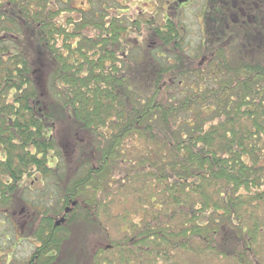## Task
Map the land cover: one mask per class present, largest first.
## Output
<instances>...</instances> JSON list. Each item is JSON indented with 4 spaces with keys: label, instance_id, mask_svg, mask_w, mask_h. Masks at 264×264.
I'll return each mask as SVG.
<instances>
[{
    "label": "trees",
    "instance_id": "16d2710c",
    "mask_svg": "<svg viewBox=\"0 0 264 264\" xmlns=\"http://www.w3.org/2000/svg\"><path fill=\"white\" fill-rule=\"evenodd\" d=\"M181 1L131 20L134 44L92 0H0V214L23 264H264V0H203L194 43Z\"/></svg>",
    "mask_w": 264,
    "mask_h": 264
},
{
    "label": "rangeland",
    "instance_id": "374dc122",
    "mask_svg": "<svg viewBox=\"0 0 264 264\" xmlns=\"http://www.w3.org/2000/svg\"><path fill=\"white\" fill-rule=\"evenodd\" d=\"M53 2V0H51ZM59 3L57 5L65 6H76L79 8H88L89 0H68V3H64L58 0ZM175 0H92L93 7H97L98 5H103L108 11L111 13H115L122 18V21L127 25V30L129 32V41L133 43L134 38H138L139 40L146 35L145 30L147 29L146 25H142L141 31H137L132 21L135 17L140 16L151 17L157 16L160 11V5H164L166 9H169V3ZM203 0H187L185 1V7L182 9V13L180 16L181 21L185 25V37L192 41L193 43L198 40L200 35V19L199 13ZM184 2V1H183ZM54 3V2H53ZM51 3V4H53ZM158 4V6L156 5ZM162 10V8H161ZM86 12V11H85ZM71 13L76 19L79 18L81 14L80 10L76 9ZM69 13L65 10L60 16V19H65ZM159 19H161L159 17ZM84 31L93 34V28H84ZM147 31V30H146ZM132 38V40H131ZM138 41L134 39V44ZM27 183V179L25 180ZM28 181L31 187L35 188L40 186V180H36L35 182ZM3 210V206L0 207V211ZM19 225H17L16 218L13 216H5L0 214V264H23V259L29 254L33 243L26 239L18 240L20 237ZM114 230H111V234H113ZM14 245L13 242L16 241ZM10 251H12L11 255ZM10 258V259H9Z\"/></svg>",
    "mask_w": 264,
    "mask_h": 264
},
{
    "label": "flooded vegetation",
    "instance_id": "af4514ba",
    "mask_svg": "<svg viewBox=\"0 0 264 264\" xmlns=\"http://www.w3.org/2000/svg\"><path fill=\"white\" fill-rule=\"evenodd\" d=\"M177 1V0H176ZM178 2H182L181 0H178ZM178 2H175L176 4H178Z\"/></svg>",
    "mask_w": 264,
    "mask_h": 264
},
{
    "label": "water",
    "instance_id": "95a60500",
    "mask_svg": "<svg viewBox=\"0 0 264 264\" xmlns=\"http://www.w3.org/2000/svg\"><path fill=\"white\" fill-rule=\"evenodd\" d=\"M60 220H63V217H61ZM58 222H59V221H57V223H58Z\"/></svg>",
    "mask_w": 264,
    "mask_h": 264
}]
</instances>
